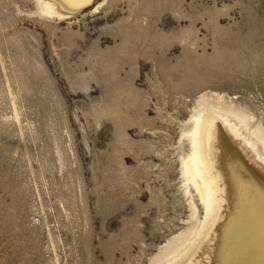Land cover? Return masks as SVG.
Listing matches in <instances>:
<instances>
[{
    "label": "rangeland",
    "instance_id": "1",
    "mask_svg": "<svg viewBox=\"0 0 264 264\" xmlns=\"http://www.w3.org/2000/svg\"><path fill=\"white\" fill-rule=\"evenodd\" d=\"M39 5L0 0V264H151L191 225L199 98L264 123V0Z\"/></svg>",
    "mask_w": 264,
    "mask_h": 264
},
{
    "label": "bare ground",
    "instance_id": "2",
    "mask_svg": "<svg viewBox=\"0 0 264 264\" xmlns=\"http://www.w3.org/2000/svg\"><path fill=\"white\" fill-rule=\"evenodd\" d=\"M94 1L37 0L39 13L57 20ZM180 152L191 225L151 264H264V123L225 96L204 94L182 128Z\"/></svg>",
    "mask_w": 264,
    "mask_h": 264
}]
</instances>
